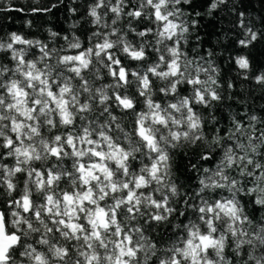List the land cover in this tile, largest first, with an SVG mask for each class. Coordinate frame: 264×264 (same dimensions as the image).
<instances>
[{"label":"clouds","instance_id":"clouds-1","mask_svg":"<svg viewBox=\"0 0 264 264\" xmlns=\"http://www.w3.org/2000/svg\"><path fill=\"white\" fill-rule=\"evenodd\" d=\"M20 3L0 35V264H264V12L197 9L239 32L225 88L189 50L192 0Z\"/></svg>","mask_w":264,"mask_h":264},{"label":"trees","instance_id":"trees-1","mask_svg":"<svg viewBox=\"0 0 264 264\" xmlns=\"http://www.w3.org/2000/svg\"><path fill=\"white\" fill-rule=\"evenodd\" d=\"M211 0H209V3ZM68 0H65V5L62 6L65 13L67 11L66 5ZM232 3L230 0L229 4ZM4 3L0 2V8H4ZM31 7V5H29ZM227 9L228 5L222 6ZM233 8L236 9L237 13H251L256 16H261V13L264 12V0H240V7L236 8V5H233ZM21 9V10H17ZM199 11H203V8L198 9ZM27 12V8L24 4L20 3V0H12L11 6L7 8L5 11H0V35H3L6 31H22L23 25L17 24V21H22L25 18V13ZM59 10H53L52 15H58ZM229 17H232L233 20L236 19V15L233 12H228ZM32 18L39 17L43 19V13H35L31 14ZM213 16L218 17L217 19H212L210 17L201 16L195 17L199 23L195 26L196 32L190 42L191 47H196L199 45V53H194L193 55L204 56L207 59L214 60L220 67L224 70V75L222 76L221 83L224 84L225 88L227 87V79H228V61L227 54L230 49L236 48V41L233 40L232 34L235 31V34L238 36V30H234L233 28L227 27V17L220 15L219 12L213 13ZM66 18V17H65ZM242 18V17H241ZM260 23L264 26V18H261ZM238 28V26H237ZM199 38V39H197ZM209 52L212 53L209 56ZM257 55L259 57H264V50H258ZM257 64L260 63V60L257 59ZM234 95H239V93H234ZM252 97V103L248 105L251 110L253 105H255V110L264 115V108L259 107L260 104H264V92H257L253 90L250 93ZM229 105L232 108H235L238 112L244 111L243 105H237L234 101H229ZM228 113H225V120H227ZM238 119L245 120L244 116H239ZM226 131V129L222 130V133Z\"/></svg>","mask_w":264,"mask_h":264},{"label":"snow or ice","instance_id":"snow-or-ice-1","mask_svg":"<svg viewBox=\"0 0 264 264\" xmlns=\"http://www.w3.org/2000/svg\"><path fill=\"white\" fill-rule=\"evenodd\" d=\"M230 2V0H228V3ZM209 4V0H192V4H191V9H192V19L195 22V17H197V9L201 8L202 6H207ZM223 6H227V4H224ZM157 17H159V13H157ZM253 39H255V37H253ZM211 56V55H209ZM238 63L241 64L242 67H246L247 66V62L246 61H237ZM191 83V81L189 82ZM197 83H199V80H197ZM199 94V93H198ZM213 98H215V94H213Z\"/></svg>","mask_w":264,"mask_h":264}]
</instances>
